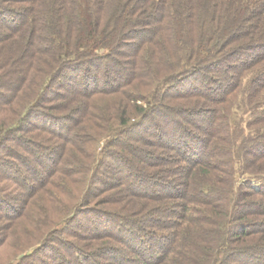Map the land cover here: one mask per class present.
Listing matches in <instances>:
<instances>
[{"label": "trees", "instance_id": "obj_1", "mask_svg": "<svg viewBox=\"0 0 264 264\" xmlns=\"http://www.w3.org/2000/svg\"><path fill=\"white\" fill-rule=\"evenodd\" d=\"M5 245L1 264H264V0H0Z\"/></svg>", "mask_w": 264, "mask_h": 264}, {"label": "rangeland", "instance_id": "obj_2", "mask_svg": "<svg viewBox=\"0 0 264 264\" xmlns=\"http://www.w3.org/2000/svg\"><path fill=\"white\" fill-rule=\"evenodd\" d=\"M237 95L238 96H237V99L235 101L236 103L233 106L232 114H231L232 128H235V130H237L236 131L237 133L239 132V130H243V133H247L248 128L246 127V120L248 118V113H249L248 107L245 104H243V102H242L243 93H242L241 90L238 92ZM131 121H133L132 118H131ZM107 136H105L104 138H102L101 140H99L96 143L97 155L100 154L101 147L104 145V143H105V141L107 139L106 138ZM236 169H237L236 176L241 175V173H239L237 167H236ZM13 253H14V251L11 248V246L10 245H5L0 250V264L2 262H4V259L6 260L7 256H11V254L13 255Z\"/></svg>", "mask_w": 264, "mask_h": 264}]
</instances>
